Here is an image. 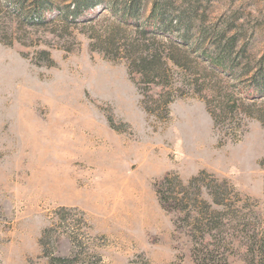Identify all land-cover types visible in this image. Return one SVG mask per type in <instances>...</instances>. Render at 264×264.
Listing matches in <instances>:
<instances>
[{
    "label": "rangeland",
    "instance_id": "1",
    "mask_svg": "<svg viewBox=\"0 0 264 264\" xmlns=\"http://www.w3.org/2000/svg\"><path fill=\"white\" fill-rule=\"evenodd\" d=\"M192 1L245 45L232 74L188 49L173 63L162 36L145 45L163 46V70L143 78L121 39L104 42L101 8L40 28L0 11V264H197L190 219L160 204L164 176L199 178L194 211L235 229L229 264H264V93L237 85L245 62L264 66V0Z\"/></svg>",
    "mask_w": 264,
    "mask_h": 264
},
{
    "label": "trees",
    "instance_id": "2",
    "mask_svg": "<svg viewBox=\"0 0 264 264\" xmlns=\"http://www.w3.org/2000/svg\"><path fill=\"white\" fill-rule=\"evenodd\" d=\"M194 1L198 0L192 2ZM145 2L146 0H0V6L5 10L0 11L13 15L23 26L40 28L58 21L63 25H90L100 21L98 8H101L112 19L110 24L105 25L104 42L115 44L121 39L129 65L145 79L158 78L166 62L163 46L150 48L145 45V40H155L162 36L167 38L169 52H177L167 56L173 63L178 62V53L183 55L188 49L190 54L206 61L213 70L226 75L234 72V67L239 63V55L246 52L245 45L238 43L237 31L229 33L230 26L222 21L212 25L206 23L195 14L196 9L190 0H153L149 14L144 17ZM175 2H180L178 7H173ZM244 65L250 74L237 81L238 88L246 98L261 96L264 93V66L261 62L251 66L248 61ZM155 186L160 204L166 211L175 210L185 214L186 220L190 219L187 225L190 226L195 262L229 264L227 252L231 241L228 242L229 239L224 237L227 232L231 236L235 229L229 227L228 222L223 223L225 221L219 210L211 213L206 207L194 211L193 202L198 200L196 194L200 188L199 178L193 177L187 184H181L176 177L164 176ZM210 199L213 203H223L224 193L215 188Z\"/></svg>",
    "mask_w": 264,
    "mask_h": 264
}]
</instances>
